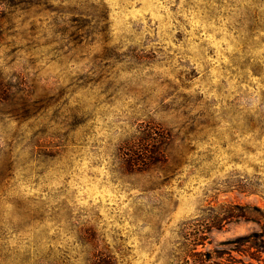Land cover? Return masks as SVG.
Masks as SVG:
<instances>
[{"label": "rangeland", "instance_id": "obj_1", "mask_svg": "<svg viewBox=\"0 0 264 264\" xmlns=\"http://www.w3.org/2000/svg\"><path fill=\"white\" fill-rule=\"evenodd\" d=\"M263 228L264 0H0V264H264Z\"/></svg>", "mask_w": 264, "mask_h": 264}, {"label": "trees", "instance_id": "obj_2", "mask_svg": "<svg viewBox=\"0 0 264 264\" xmlns=\"http://www.w3.org/2000/svg\"><path fill=\"white\" fill-rule=\"evenodd\" d=\"M252 236L257 237V239L249 240L251 245L253 247H256L257 250L264 252V228L261 232H256L249 237H252ZM93 257L95 258L97 264H111L109 260H105L103 255L97 252H94Z\"/></svg>", "mask_w": 264, "mask_h": 264}]
</instances>
